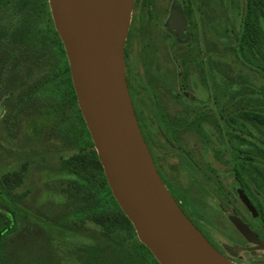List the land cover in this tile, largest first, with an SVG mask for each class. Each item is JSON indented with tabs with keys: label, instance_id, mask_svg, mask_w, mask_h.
<instances>
[{
	"label": "rangeland",
	"instance_id": "374dc122",
	"mask_svg": "<svg viewBox=\"0 0 264 264\" xmlns=\"http://www.w3.org/2000/svg\"><path fill=\"white\" fill-rule=\"evenodd\" d=\"M192 1L197 10L200 7L203 10L199 16L205 26L204 43L210 58L217 64L215 95L218 109L226 115L232 107L240 106L250 109L248 112L254 108V111L264 114V75L247 67L237 51L244 0ZM0 3L4 6L0 13V34L6 28L4 33L7 35L21 37L18 42H34L40 48L45 37L52 33V26L49 27L38 16L29 17L27 9L19 3L9 0H1ZM5 4H9L6 9ZM165 5L167 8V3ZM153 33L157 34L155 30ZM157 42L160 67L172 68L163 41ZM151 45L150 41H144L134 47L133 68L136 72L143 73L140 56L147 53ZM177 51V54L186 51L188 60L194 58V65L198 63L195 45ZM252 56L264 66V42L260 53H252ZM39 76L40 71L29 68L20 69L18 73L21 82L27 80L28 83H23L24 87L16 94V100L21 95H25V100L14 139L7 135L8 117L5 116V107L0 104V264H107L115 260L121 261L120 264H152L138 239L121 232L108 237L103 229L76 212L65 186L71 178L58 167L60 159L68 157L66 132L62 133L61 126L65 115L61 110L57 111L66 88L53 95L51 83L35 84ZM192 92L198 96L199 102L196 105L189 102V111L208 100V94L201 87H195ZM252 99L258 101L253 102ZM54 101H59L55 112L46 108ZM66 115L70 124L76 121L74 112L67 111ZM246 127L254 135H242L246 143L237 141L239 133L231 135L236 153L241 149L255 150L251 143L264 149V128L250 123H246ZM184 141L186 149L193 154V160L202 165V169L170 143L166 144L163 153L169 155L165 164L170 172L174 171L171 176L177 186L179 200L189 211H185L187 216L233 264H264L263 255L251 252L252 247H248L229 219L230 215L243 212L234 194L229 195L233 201L231 206H224L218 199V189L210 180V177L217 178L216 173L206 167V159L214 151L212 145L205 140L201 144L192 135ZM24 163L29 166L23 184L15 191L5 188L2 184L4 175L19 171ZM261 163L264 165V161ZM220 177L224 189L232 192L229 181L222 175ZM119 255L123 261L117 258Z\"/></svg>",
	"mask_w": 264,
	"mask_h": 264
},
{
	"label": "water",
	"instance_id": "95a60500",
	"mask_svg": "<svg viewBox=\"0 0 264 264\" xmlns=\"http://www.w3.org/2000/svg\"><path fill=\"white\" fill-rule=\"evenodd\" d=\"M135 0H49L78 106L107 183L137 238L159 264H233L185 215L163 183L139 127L126 81L125 43ZM172 30L185 26L178 12ZM241 201L255 215L249 200ZM233 225L250 243L258 237Z\"/></svg>",
	"mask_w": 264,
	"mask_h": 264
},
{
	"label": "flooded vegetation",
	"instance_id": "af4514ba",
	"mask_svg": "<svg viewBox=\"0 0 264 264\" xmlns=\"http://www.w3.org/2000/svg\"><path fill=\"white\" fill-rule=\"evenodd\" d=\"M46 5L47 17L45 23L49 27L52 26V32L55 31L57 33L49 0H46ZM175 12H178L180 20H182L181 25H184L185 22L183 29L185 36L183 38L172 30L171 19ZM199 13H203L202 8L200 7L197 10L192 0H135L131 26L125 43L126 81L129 93L139 127L156 169L167 190L186 216V212L189 211L178 198L176 193L177 186L171 176L174 171L170 172L168 170L165 162L168 160L169 155L164 154L163 149L166 144H172L176 150L185 152L190 160L198 168L202 169V165L194 161V158H192L193 154L186 149L184 138L192 135L197 137L201 144L205 140L207 144L212 145L214 151L207 157L208 165L206 167L216 173L217 178L210 177V180L218 189V199L224 206H227L226 204L231 206L233 201L229 199V195L233 196L234 194L244 214L238 211L243 216L236 213V216L230 215L229 219L234 217L240 220L258 237L259 243H250L241 235L249 245L248 247H252L251 252H260L263 255L262 262L264 263V190L256 188V183L250 173V162H247L248 165H237L235 163L240 156V154L238 155L239 150L236 153L235 148H233L231 139V135L233 136L235 132L234 122L232 121L235 119V108L232 107L226 115L225 112L222 113L218 109L219 105L215 95L217 64L210 58L206 49L203 36V28L205 26ZM154 30L157 34L153 33ZM158 40L163 41L168 53V60L173 65L172 68L163 69L160 67V59L158 53H156L159 44ZM144 41H150L152 45L151 47L149 46L150 50L147 53L141 54L140 62L143 66V73H138L133 68L135 59L132 54L134 47ZM193 45L198 48V57L195 59L198 63L196 65H194V58L188 60L186 51L177 54V50L181 48L188 49L193 47ZM147 54H150V57H147ZM195 87L204 89L208 94V100L201 106L192 107L191 111H189L187 109L189 102L193 105L199 102L198 96L192 92ZM6 100L7 98L0 102L5 107V113ZM69 112H74L77 117L79 116L76 108L73 111L69 110ZM230 120L231 126L222 125L220 127V123L223 124ZM240 120L249 123L245 118H240ZM74 123L76 124L74 121L71 125ZM6 124L8 137L14 139L17 134V128L13 127L10 121ZM55 132L58 138V128L55 129ZM84 137L85 141L82 144L75 136L74 138L77 140L73 137V140L66 138L65 151L68 153V158L82 152L88 154L93 151L90 147L89 137L87 135H84ZM248 150L247 153H250ZM263 161L260 159L259 163H256V167L260 168L261 173H264L262 169L264 165L261 163ZM23 166H26L28 170L29 164L26 165L24 163L21 168ZM58 167L62 169L61 163ZM61 171L64 170L62 169ZM67 173L71 178L69 181L78 179L74 174ZM221 175L229 181L232 192L224 189ZM240 192L255 209V215L241 201ZM254 192L257 194L256 196L251 195ZM189 216L193 219L190 213ZM202 234L206 237L203 230ZM207 240L218 252L230 260L210 239L207 238Z\"/></svg>",
	"mask_w": 264,
	"mask_h": 264
},
{
	"label": "trees",
	"instance_id": "16d2710c",
	"mask_svg": "<svg viewBox=\"0 0 264 264\" xmlns=\"http://www.w3.org/2000/svg\"><path fill=\"white\" fill-rule=\"evenodd\" d=\"M9 1L23 5L27 9V15L29 17L35 18V16H38L40 20L44 19V21L47 17L46 0ZM1 5L0 3V13L4 10V6ZM6 5L7 4H5V9L9 4L7 7ZM242 17L237 51L247 67L259 71L264 75V66L252 56V53H260L263 47L264 0H244ZM4 30L7 31V29L4 28L3 32L0 34V102L7 98L5 102L7 103L5 116L8 117V122L10 121L12 126L16 128L21 121L20 117L23 110L22 102L25 100L23 97L25 95L18 96V100H16V94L19 89L24 87L23 83H28V81L24 80L21 82L18 78L20 69L29 68L40 71V76L35 81V84L39 85L45 83L43 85H47L51 83L53 95L63 88H66L63 92L64 97L62 100L59 99L61 103L57 108V111L61 110L62 114L65 115L61 120V126L63 128L62 133L64 134L66 132V138L68 140H73L75 136V138L81 141V144L85 141L84 135H87L91 143L90 147L93 149V151L88 154L82 152L81 154L69 158H61L60 163L62 169L74 174L78 178L77 180L66 182L65 186H67L70 200L75 204L78 214H82L86 221L103 229L104 233L109 235L108 237L121 232L134 239H138L132 223L113 197L103 167L94 150V143L91 139V135L78 108L77 96L70 75V65L59 35L53 31L52 34L50 33L45 37V40L39 48L34 42H32L33 44L31 42H18V39L21 37L9 36L7 33H4ZM29 53L31 54L30 56H28ZM28 61L29 63H27ZM17 69H19V71ZM241 94L242 93L239 95ZM238 98L239 97H237V100ZM244 99L246 100V98ZM252 100L253 102L258 101L256 99ZM59 101L48 104L46 108L55 112L56 103ZM75 108L79 116L77 117L75 114L76 124L74 123L71 125L70 118L67 117L66 112L69 110L73 111ZM248 110L250 109L240 106L235 107V119L232 121L234 122L235 133L240 134L236 137L237 141H240V143H246V139H243L242 135L254 136L251 131L247 130V122L240 120V118H245L254 126L264 128V114L254 111V108L249 112ZM222 125L231 126V120L223 124L220 123V127H222ZM250 145L253 146L255 150L250 151V153H247V150H239L238 155L240 154V156L235 163L237 165H248L247 162H250V173L252 179L256 183V188L258 190H264V173H261L260 168L256 167V163H259L260 159L264 160V149L257 146L255 143H251ZM26 170V166H23V168L17 172L4 175L2 179L4 187L11 188L15 191L16 188L23 184L27 173ZM251 195L256 196L257 194L251 193ZM140 244L151 259L150 263L159 264L151 252L142 243ZM117 258H121L120 255L117 256ZM121 260L123 261L122 258ZM128 260H131V258H128ZM120 263L122 262L115 260L107 264Z\"/></svg>",
	"mask_w": 264,
	"mask_h": 264
}]
</instances>
